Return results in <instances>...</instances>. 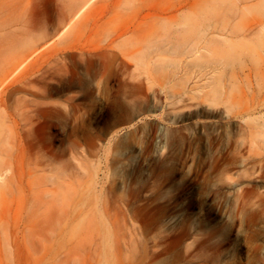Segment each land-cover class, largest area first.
<instances>
[{"label": "rangeland", "instance_id": "374dc122", "mask_svg": "<svg viewBox=\"0 0 264 264\" xmlns=\"http://www.w3.org/2000/svg\"><path fill=\"white\" fill-rule=\"evenodd\" d=\"M0 264H264V0H0Z\"/></svg>", "mask_w": 264, "mask_h": 264}, {"label": "bare ground", "instance_id": "6f19581e", "mask_svg": "<svg viewBox=\"0 0 264 264\" xmlns=\"http://www.w3.org/2000/svg\"><path fill=\"white\" fill-rule=\"evenodd\" d=\"M7 171V170H6ZM6 171H4V172H6ZM2 176V175H1ZM4 176V175H3Z\"/></svg>", "mask_w": 264, "mask_h": 264}]
</instances>
